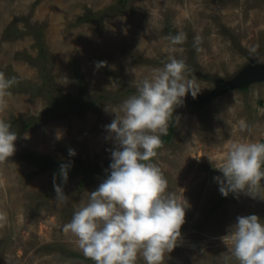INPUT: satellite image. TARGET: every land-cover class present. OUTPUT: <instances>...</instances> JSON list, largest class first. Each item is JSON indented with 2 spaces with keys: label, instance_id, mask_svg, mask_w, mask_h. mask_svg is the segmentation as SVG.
Instances as JSON below:
<instances>
[{
  "label": "rangeland",
  "instance_id": "1",
  "mask_svg": "<svg viewBox=\"0 0 264 264\" xmlns=\"http://www.w3.org/2000/svg\"><path fill=\"white\" fill-rule=\"evenodd\" d=\"M117 2L0 0V72L42 83L27 56L38 55L35 37H3L13 21L21 29L26 22L42 26L59 92L53 105L44 93L11 87L0 111V119L18 133L14 154L0 161V264H95L64 225L107 174L80 186L83 173L68 171L64 182L59 164L41 167L24 151L107 170L115 145L105 125L115 113L106 106L122 115L121 105L137 93V83L170 56L185 60L187 78L201 91L175 108L169 121L174 120L173 137L152 158L168 189L184 188L191 205L180 242L165 254L164 264H238L221 237L238 216L264 219V187L262 198L224 196L213 178L222 175L215 167L232 142L264 141V0H128L121 11L110 10ZM179 32L185 41L171 45L169 37ZM47 109L50 113L38 118ZM25 119L36 122L23 127ZM241 121L248 125L244 130ZM54 174L66 202L55 196ZM136 264H145L142 255Z\"/></svg>",
  "mask_w": 264,
  "mask_h": 264
},
{
  "label": "clouds",
  "instance_id": "2",
  "mask_svg": "<svg viewBox=\"0 0 264 264\" xmlns=\"http://www.w3.org/2000/svg\"><path fill=\"white\" fill-rule=\"evenodd\" d=\"M185 39L183 32L169 37L173 46ZM194 42L198 43L199 37ZM188 70L184 59L170 56L163 67L137 83V93L121 105L122 115L106 106L115 113L111 123L105 125L107 138L115 145L108 174L64 225L95 264H136L138 255L145 264H164L165 254L180 242L181 226L191 205L183 187L182 192L168 189L167 179L152 158L175 108L184 103L186 95L195 99L201 91L194 80L187 78ZM14 82L15 77L0 72V111L7 107L6 97ZM239 127L244 130L248 125L241 121ZM17 135L9 121L0 119V161L14 154ZM68 154L74 156L75 149L69 148ZM70 167V163L60 165L64 182ZM215 168L222 173L213 178L222 195L245 193L262 198L259 189L264 187V141L232 142L223 162ZM53 186L57 200L66 202L67 195L56 183L55 174ZM221 239L230 245L238 264H264V219L257 214L238 216Z\"/></svg>",
  "mask_w": 264,
  "mask_h": 264
},
{
  "label": "trees",
  "instance_id": "3",
  "mask_svg": "<svg viewBox=\"0 0 264 264\" xmlns=\"http://www.w3.org/2000/svg\"><path fill=\"white\" fill-rule=\"evenodd\" d=\"M127 1L128 0H118V2L114 4L113 6L109 7V9L121 11L123 9L121 5L125 4ZM26 24H27L26 28L21 29L20 27L17 26L16 22L13 21L11 24H9L4 29L3 37L12 39L13 37L24 36L25 34L33 35L35 37L36 43L39 49L38 55L35 58L32 57L31 55H27V56L30 57V60L33 61V63L37 64L43 81L41 84H34L28 80L21 79L14 72L9 73L7 77H15V82L12 85V87L16 91H22V92L32 91V92L44 93L46 96L49 97L50 100H52L53 105H57L58 104L57 100L59 99L58 97L59 92L56 90V84L54 82V77L52 74V68L55 64V61L53 57H51L52 55L48 52L49 50L47 49V46L44 40L43 28L42 26L32 27L30 26V24H28V22H26ZM22 56H24L25 58L27 57L26 54H22ZM49 113H50L49 109H47L38 118H43ZM35 122H36L35 119H25V120L20 121V124L23 125V127H29ZM174 130H175L174 120H171V123L167 129V133L161 136L160 147L168 143L171 140L174 134ZM24 152H25V156L30 157L35 164L40 165L41 167H43V165L57 166L58 164L60 166L62 163H66L62 160L52 161L49 158L43 157L34 152L32 153H30L29 151H24ZM68 171H71V172L80 171L81 173H83L84 178L81 180L80 186L83 185V183L87 182V180L93 176L108 174L107 171L104 169V166L102 165L89 166L85 163H81L79 164V166L71 165Z\"/></svg>",
  "mask_w": 264,
  "mask_h": 264
},
{
  "label": "water",
  "instance_id": "4",
  "mask_svg": "<svg viewBox=\"0 0 264 264\" xmlns=\"http://www.w3.org/2000/svg\"><path fill=\"white\" fill-rule=\"evenodd\" d=\"M255 70H257V69H255Z\"/></svg>",
  "mask_w": 264,
  "mask_h": 264
}]
</instances>
